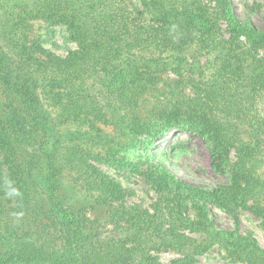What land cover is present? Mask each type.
<instances>
[{
  "label": "trees",
  "instance_id": "1",
  "mask_svg": "<svg viewBox=\"0 0 264 264\" xmlns=\"http://www.w3.org/2000/svg\"><path fill=\"white\" fill-rule=\"evenodd\" d=\"M37 20L65 26L78 49L64 58L44 50L31 38ZM220 24L226 26L223 32ZM196 55L207 57L206 63ZM168 65L176 76L187 67L210 73H200L196 97L166 83L169 94L159 117L145 124L134 116L136 100L162 83L161 70ZM0 95L18 99L26 115H0V247L9 248L0 264H130L145 256L142 246L154 239L182 253L178 263L192 264L207 249L182 231L204 232L208 213L198 205L199 221L190 222L186 202H205L217 193L239 206L253 190L264 188L256 172L260 148L264 151V29L239 20L231 0H0ZM106 112L136 141L132 150H149L152 141L176 127L206 141L218 172L234 154L232 184L207 191L154 158L133 163L112 149L95 155L94 127ZM39 134L52 136L50 151L44 142L39 145ZM143 136L151 140L148 146L140 141ZM37 153L46 160L50 206L66 171L78 179L75 189L85 201L114 204L113 238L104 247H86L73 217L64 221L68 254L48 244L37 247L29 232L3 223L2 198L17 213L43 201L34 175ZM98 164L142 176L158 197L154 213L126 207L122 185ZM67 204L76 205L72 198ZM251 210L264 230V208ZM232 239L250 264H264V252L251 238Z\"/></svg>",
  "mask_w": 264,
  "mask_h": 264
},
{
  "label": "rangeland",
  "instance_id": "2",
  "mask_svg": "<svg viewBox=\"0 0 264 264\" xmlns=\"http://www.w3.org/2000/svg\"><path fill=\"white\" fill-rule=\"evenodd\" d=\"M138 4L139 0H130ZM232 8L236 16L243 23L252 24L257 29H264V0H231ZM223 32L225 25L220 24ZM225 34V33H224ZM227 34L224 35V38ZM31 38L39 42L40 46L56 55L64 58L78 47L70 37L68 29L63 25H53L50 22L37 20L32 23ZM189 53L188 58L191 57ZM194 54V53H192ZM198 60L204 65L207 57L196 55ZM198 69V67L196 68ZM175 67L164 66L161 70L162 83L156 89H149L138 96L137 106L134 116L145 124L156 122L159 117L162 104L169 94L168 85L174 83L180 91L188 97L199 95L201 83L200 73L206 77L209 70L200 72L194 69L183 68L182 76L174 75ZM26 116L23 105L12 95H0V115L5 117L13 115ZM220 114V113H219ZM219 116V115H218ZM40 137V138H39ZM39 145L45 143L46 149L50 151L53 146L52 136L39 134ZM247 143H250L245 136ZM146 146L151 140L147 136L140 138ZM153 145L136 150L129 149L130 145H135L136 141L130 136L128 131L111 120L109 113H104L98 118L94 127V154L104 156L109 149H112L118 157L124 158L133 163H143L147 158H154L158 163L164 165L175 175L191 184L205 188L207 191H223L225 187L232 184V168L236 162L235 155H231L230 162L225 165L223 172H218L211 165L210 154L206 141L183 128H171L167 130L159 139L152 141ZM254 144V143H253ZM128 148H124L125 146ZM257 156V175L264 183V151ZM39 159L34 165L35 179L42 190V200L39 204L32 202L30 208L24 213L14 212L13 204L2 198V206L5 214L2 219L4 224L13 226L18 233L29 232L35 246L42 247L44 244L55 246L59 253H66L69 249L65 244L64 237L66 226L64 221L70 217L74 219V226L78 229L80 241L86 247H93L96 250L104 247L107 240L113 238L112 230L114 225L112 215L114 204L99 203L94 200L85 201L84 194L77 193L75 184L77 178H73L69 171H66L60 179L57 197L50 206L51 195L46 191L45 177L46 160L44 155L37 153ZM4 155L1 154L2 162ZM106 173L118 181L126 192L125 206H134L150 214L154 213V205L158 197L146 180L130 171H119L98 164ZM5 172V167H3ZM72 198L76 205H68ZM187 210L184 216L190 222L199 221L196 207L202 206L208 213V225L204 232L182 231V233L196 239L207 250L196 257V262L192 264H250L241 252L232 246V238H251L257 247L264 252V230L262 220L251 210L253 207L262 206L264 208V188L258 187L253 193L246 197L241 205H234L226 202L222 194L214 193L205 202L190 199L186 202ZM63 205L64 210H68L70 215L59 212V206ZM168 226V225H166ZM166 228V227H165ZM84 239V240H81ZM150 242L143 245L145 256L134 258L130 264H180L183 258L178 251L166 250L158 245V242ZM100 246V247H99ZM129 243V247H132ZM138 247V246H137ZM9 251L8 247H0V256ZM123 254L122 250L118 251ZM69 253V250L67 254ZM31 264H48L35 261Z\"/></svg>",
  "mask_w": 264,
  "mask_h": 264
}]
</instances>
